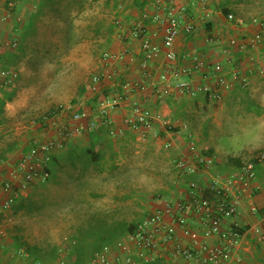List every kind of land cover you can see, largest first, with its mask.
<instances>
[{
	"label": "rangeland",
	"instance_id": "1",
	"mask_svg": "<svg viewBox=\"0 0 264 264\" xmlns=\"http://www.w3.org/2000/svg\"><path fill=\"white\" fill-rule=\"evenodd\" d=\"M239 1L241 5L235 15L245 21L252 17L264 18V0ZM159 4L164 13L169 0H160ZM139 9L132 0H85L82 4L71 3L61 19L47 16L39 22L34 41L23 50L31 52L13 65L1 62L10 69L19 66L20 71L14 69L18 73L14 97L26 98V105L13 115L10 110L4 114L6 122L0 125V155L9 143H14V148L7 153L6 159L11 155L16 159L17 151L22 154L29 149L32 138L53 139L50 137L53 132L59 137L58 125L65 119V115L63 118L58 116L60 106L72 98H79V103L84 104L88 94L83 92L89 88L91 77L101 64L103 52L111 51L113 44L123 38L125 42L128 40V35H125L126 39L123 37L122 30L132 28L133 19L140 14ZM95 30L99 32L95 34ZM228 33L231 32L224 33L219 39L229 40ZM46 47L53 52L41 55L40 48ZM250 55L247 53L244 57ZM253 56L252 62L264 64V47ZM251 75L245 87L237 86L231 97L218 101L182 98L177 103V100L162 97L138 102L162 117L161 122L158 120L154 124L171 119L162 125L176 129L172 131L174 134L171 137L158 134L171 142L169 149L161 147V140L153 138L151 133L126 131L123 135H110L106 125L92 132L93 137L82 134L67 138L64 148L55 153V172H51L50 180L35 187L15 205L19 212L16 209L10 213L12 220H17L13 233L26 237L24 241L21 238L16 255L33 257L27 254L26 247L37 248V255L44 264H56L57 255L53 251L64 245L74 251L80 236L90 230L99 231L105 226L113 229L120 222L126 225L140 223L160 199H176L185 188L186 177L181 176L173 164L178 157L186 156L183 151L189 141L194 142L202 155L215 158L214 163L205 168L206 176H224L238 170L264 149V124L259 118L263 112L259 105V108L255 107V100L259 98H244L249 91L253 93L255 88L264 86V71L255 69ZM93 101L91 107L96 110L98 104L95 99ZM51 116L60 119L55 123L46 122L45 119ZM43 127L46 129L41 134ZM72 141L80 145L79 150L86 146L100 149L99 162L87 170L80 184L73 178L64 182L65 175L70 172L61 171L67 158L65 147ZM6 159H0V162ZM97 192L100 197L92 196ZM115 233L111 241L123 236L120 230ZM75 261L74 254L67 256L68 264H75ZM87 263L86 259L83 264Z\"/></svg>",
	"mask_w": 264,
	"mask_h": 264
},
{
	"label": "built area",
	"instance_id": "2",
	"mask_svg": "<svg viewBox=\"0 0 264 264\" xmlns=\"http://www.w3.org/2000/svg\"><path fill=\"white\" fill-rule=\"evenodd\" d=\"M220 1V0H219ZM171 3L164 9V13L155 12L148 15L142 13L140 18L133 23L129 30L128 40L141 41L143 57L140 62V69L143 75H152V64L163 56L164 70L156 75L153 93L158 97H166L173 93L195 97L203 94L209 100L218 101L222 98L223 90L226 87L232 88L235 82L246 86V77L241 75V70L236 67L230 71L222 61H209L201 55L180 56L174 49L176 39L181 33L191 34L195 26L189 15L193 7V0H171ZM160 0H157V4ZM12 6L13 4L10 3ZM4 16L2 19H5ZM150 20L160 29L162 45L154 42L153 37L157 34L149 33L144 21ZM226 20L242 26L245 22L236 18L233 13H228ZM119 23V20L116 21ZM248 24L255 27V31L246 40L236 37L228 40L229 48H236L239 52L253 50L260 47L263 42L264 18L253 17ZM210 43H216L214 38L209 39ZM11 43V42H10ZM15 43H11L14 45ZM6 44L0 36V48ZM229 48L224 49L229 53ZM125 52L114 53L103 52L99 60L101 69L91 77V89L98 93L101 83L104 80L116 78V71L113 63L121 60ZM186 59V62L182 60ZM182 62V64L180 63ZM232 62L231 59L228 60ZM180 63V64H179ZM195 69H203L202 83H194L193 75ZM229 74V77H228ZM18 73L14 69L5 68L0 63V88L9 90L15 87ZM125 91H143L146 85L143 82L125 81L122 84ZM124 92H117L99 99L94 115L88 110H74L72 105L60 106L59 113L66 118L76 121L74 126L67 123H59L57 139H33L27 151L19 158L16 166L9 172L8 178L3 182L2 194L0 195V236L6 235L1 222L6 213L21 198L26 197L32 189L46 184L51 178L50 163L56 151L65 146V140L77 135H89L101 125L109 126V134L117 135L123 131L122 127L112 128L110 113L113 109L120 107L128 98ZM56 115V113H55ZM51 116L45 119L46 122L55 123L60 119ZM159 120L158 114L148 107L141 106L138 102H132L131 109L127 113L123 125L126 129L135 133H152V137L160 141L153 126ZM84 121V124L78 122ZM59 139V140H58ZM161 147L171 148L169 140L161 141ZM187 154L192 156V161L185 156L174 160V168L180 175H192L199 170L210 167L215 158L202 155L195 148L193 141L187 144ZM264 163V150L258 152L250 160L243 163L238 170L224 176H213L207 184H199L192 180L188 182V194L186 198L176 201L174 204L167 203L165 210H158L147 215L135 230L127 235V239H117L109 244H104L100 249L94 251L87 264H111L110 252L113 247L125 254V264L150 263L157 258V251L160 245L174 243V255L181 257L185 264H245L243 258L237 253L241 245L243 234L237 229H225L222 227L224 219L234 218L243 202L245 196L250 194L256 180V165ZM209 194L210 196L208 197ZM251 212L256 207L250 208ZM187 212H194L202 224V230H193L187 223ZM171 216V221H165V215ZM260 223L251 227V232L259 240L264 241V215ZM180 228L182 234L188 237L193 246L185 247L179 243L175 236L176 230ZM203 238L200 242L199 239ZM215 238L216 243L210 245L208 240ZM65 237L64 241L67 242ZM67 244V243H66ZM70 248L67 245L59 246L57 249L56 264H68L67 256ZM19 254L21 252H18ZM140 262V263H138ZM9 264H17L10 262ZM34 264H42L35 262ZM168 264V263H163Z\"/></svg>",
	"mask_w": 264,
	"mask_h": 264
},
{
	"label": "crops",
	"instance_id": "3",
	"mask_svg": "<svg viewBox=\"0 0 264 264\" xmlns=\"http://www.w3.org/2000/svg\"><path fill=\"white\" fill-rule=\"evenodd\" d=\"M39 1L40 0H0V36L6 44L4 47L0 48V55L12 53L15 54L16 56H19L20 57L19 60H20L21 58H24L25 54L31 52V51L26 52V50L25 51L23 50L24 48H27V46L32 44V42L34 41L33 36L39 30L40 19L37 21L35 25V30H31L32 25L30 21L32 16L38 10ZM155 1L156 0H140L142 4L141 6H137L138 8H140L138 12L140 14L146 12L148 15H152L155 12L162 13L163 8H161V5H158L157 1L156 2ZM170 1L171 0H169V3H171ZM238 1L239 0H233V1L193 0L194 5L192 7V10L189 12V15L193 21L195 29L191 34L181 33L175 41L174 49L180 56L183 55L185 56L187 54L191 56L201 55L207 58L209 61H217V60L222 61L226 68V71H230L238 67L241 70V75L246 77V82L248 84V78H249L248 76L249 75L252 76L251 74L255 69H257L261 73L264 71V64L262 62L254 63L251 61V59L255 58L253 55L258 52V49L264 47V33H263V42L260 45V47L253 50H246L245 52H239L236 48H230L229 53H226L224 49L228 47L227 45L229 41L228 39L227 41H223L222 39L221 40L219 39L220 37H223L221 35H224V33L231 32L232 34L234 33V35L228 33L229 40L233 37H236L237 39L240 40H246L255 31V27L248 24V21H245L241 17L235 15L236 10L241 5L240 1L239 2ZM10 3H12L13 5L11 6ZM228 13H233L236 16V18H241L245 22V24L242 26H238L234 22H229L228 20H226V16ZM140 14H137L138 16H136L133 19V21H135ZM4 16H6V18L2 19ZM147 24H148L149 33L151 34L154 32L157 33L153 37L154 42L159 45H162L160 29L157 28L153 23H151L149 19L147 20ZM225 27H227L226 28L227 31L224 29ZM130 28L129 27L123 28L122 30L123 37L129 34ZM210 38H214V40H217V42L210 43L209 42ZM10 41L11 43H15V44L11 45ZM113 45L114 46L111 52L126 53L121 60H117L113 63L112 68L115 69L116 71L117 74L116 78L113 80H104L101 83L100 86L101 90L98 93H94L91 89V86L89 85V88H87L86 89L87 91H85L86 93L83 92V94H88L86 95L88 98L85 99L84 104L82 103L81 105V103H79L78 101L80 100L79 98H72L71 100H69V103H67L66 105H72L74 110H88L94 115L95 110H92L91 106L92 104H94L93 100L94 98H96V96L97 98H101V97L110 96L112 94H115L116 92L122 93L124 91L122 90L121 86L125 81L128 80L132 82H143L146 85L145 90L140 92L135 90L125 91L124 92L125 97L128 98L127 101L124 104H122L120 107L113 109L110 113L111 116L110 127H114V128L122 127L123 131L120 134L123 135L126 131H130L126 129V127L123 125V122L127 113L131 109L132 102L136 101L139 103L141 102L145 103L147 98H162L156 96L153 93V89H154L156 75L164 70V58L162 55L159 56V58H157V60L152 64L151 72L154 74V76L151 75L150 77H147L142 74L140 69V62L143 57V52L141 50V41L139 39L129 40V41L126 40L125 42L123 38V40H120L116 45L115 44ZM16 46H18V49H15ZM19 47L21 49H19ZM234 49L236 51H234ZM52 52L53 51L47 47L44 49L40 48L39 51L41 55H49ZM247 53L251 55L249 57L247 56L244 57V54ZM242 57H244V60H241ZM26 59L27 61H29L28 56ZM229 59L232 60V62H229L230 64H228ZM182 62L183 63L186 62V59L183 58ZM182 62L180 63L182 64ZM17 68L18 71H20L18 65L14 67V69ZM100 69L101 66H98L97 70L93 73V75L99 72ZM202 72H204L203 69L194 70L193 78H191L193 79L194 83L203 82V80L201 79V76L203 75ZM237 86L245 87L241 85L239 82H235L232 88L226 87L223 90L222 98L231 97V94L234 91H236ZM15 87L9 90H15L16 89ZM253 91H254L253 93H250L249 91L248 96L245 94L244 98H259L258 101L255 100V107L256 108L260 107L259 108L260 112L261 111L263 112L259 118L262 121V124H264L263 122L264 86L257 87ZM166 98L177 100L178 103L182 100V98H207V97L204 96L203 94H199L195 97H189L183 94L173 93L171 95L166 96ZM25 102H26V98L13 97L11 101L6 103L5 113L10 110V113H12L13 115V112L23 107V105L24 106L26 105ZM257 105H259V107ZM8 113L9 112H7V114ZM61 117L63 118L64 114H62ZM160 119H162L161 116L159 118V121L161 122ZM168 120L169 122H171V119ZM63 122L67 123V125L69 126H74L76 124V121L70 120L66 118V116L65 119L60 122V124ZM160 122H157V124H154L153 126L154 130L156 131V134H159V136L161 134L164 137H171L174 134L172 131H176V129H173L170 125L168 126L162 125V123H169L168 121L163 120L162 123ZM79 123L84 124L85 122L79 121L78 124ZM103 127L104 126L101 125L96 130L103 129ZM105 127L108 128V132H109V126H105ZM45 129H46L45 127L42 128V130L40 131L41 134H44L43 132ZM96 130H94L93 132H95ZM159 130L162 132L158 133ZM131 133H135V132L131 131ZM52 134L53 135L50 137H54L53 139H57V135L55 134V132H53ZM91 134L92 133H90L88 137H93ZM33 139H38V138L34 137L32 138V140ZM32 140L30 141V145L32 143ZM160 140L163 141L165 139L160 138ZM262 146H264V142L262 143ZM78 147L80 148V145L79 144L77 145L76 142L73 141L70 143L68 147H65L64 151L66 153L67 158H65L66 161L64 160L65 165L63 164L64 167L62 168L63 170L61 169V171L64 172L65 174H68L70 172V174L65 175L66 178L64 182L69 181L68 178H73V181H75L77 184H80V182L82 183L83 175L87 172V170L92 168L94 164H96V162H90L85 166V162H83L82 160L79 161L77 157V152L79 150ZM86 148H89L92 152L100 154L99 152L100 149L97 148L94 149L92 146L90 147L86 146ZM22 154L21 152L19 153L17 151L16 159H14V156L11 155L8 157V159H6L5 162H0V195L2 194L3 182L8 178L9 172L16 166ZM183 154L186 155L185 157H187L189 161H192L193 158L192 156L187 154L186 149L183 151ZM55 155L56 154L53 155L50 163L51 172H55V167H53L55 166V161L57 157ZM205 172H206L205 170H199L197 173L192 175H181L183 177H186L187 180L184 182L185 188L181 189L183 191L179 193L176 199H170L169 201L165 200L164 198L160 199L158 205L154 206L153 210L149 214H152L158 210H165L167 203L174 204L176 201L186 198L188 194V188H187L188 182L195 180L199 184L202 185L207 184L213 176L210 175L206 176ZM100 195L101 194L97 192L96 194L93 193L92 196L100 197ZM207 195L209 197V194ZM21 199H19L12 206V208L6 213L4 220L1 222V225L6 232V235L0 236V264H9L10 262H15L17 264H34L35 262H40L44 264L41 261V259H35L34 257L31 256L29 257V255H26V258L16 255L15 250L19 248V242L21 238L24 241L26 237L19 236V233H13V230H16L17 228L15 226V224H17V220H12L10 213L13 211L16 212L17 208L15 209V205H17ZM252 206L256 207V211L254 213L251 212L250 210ZM17 211L19 212L20 210L17 209ZM185 215L187 217L188 225L193 230H197V231L202 230L203 226L200 222V219L196 214H194V212H187ZM262 215H264V163L263 164L259 163L256 165V180L253 184V188L251 189L250 194H248V196H245V198L243 199V202L239 208L237 215L231 219H224L222 222L223 228L237 229L243 234V240L241 242V245L239 246V248H237L236 251L243 258L245 264H264V241L259 240L257 236H255L251 232V227L253 225L260 223L261 221L260 219ZM165 221L166 222L171 221V216L169 214L165 215ZM128 234L129 233L125 232L123 233V236L120 237L126 240ZM175 238L179 243H181V245L185 247L193 246L192 241L188 237L182 234L180 228H177ZM199 241L202 242L203 238H200ZM216 242L217 241L215 238H210L208 240V243L210 245H214ZM26 248L27 251L29 252L27 254H31L30 248L28 246ZM57 249H56V255H57ZM173 251H174L173 242H170L165 245L162 244L159 246L157 251V258L153 262L141 263V264H163V263L185 264L184 260L181 257L174 255ZM72 254L74 253L73 251L70 250L68 255L71 256ZM109 255H110L111 264H125L124 262L125 254L121 252L119 249L113 247ZM89 258H87V261L89 260Z\"/></svg>",
	"mask_w": 264,
	"mask_h": 264
},
{
	"label": "trees",
	"instance_id": "4",
	"mask_svg": "<svg viewBox=\"0 0 264 264\" xmlns=\"http://www.w3.org/2000/svg\"><path fill=\"white\" fill-rule=\"evenodd\" d=\"M85 0H40L38 4V10L37 12L32 16L31 18V25L32 29L35 30V25L37 21L40 19L42 21L45 19L48 15L52 17L53 19H61L62 16L65 14L66 10L70 7L71 3H77L82 4ZM90 1H96V0H90ZM133 4L136 6H141L140 0H132ZM192 9H190L191 11ZM141 15L136 19L138 20ZM135 20V21H136ZM146 21H144V25L146 26ZM32 32V31H31ZM99 32L98 30H95V34ZM26 33V32H25ZM21 49V48H20ZM19 56H16L12 53L7 54H1L0 55V63L1 62H8L9 65H13L16 63L17 59H19ZM3 67L8 68V65H3ZM84 90L82 89L81 92ZM0 125L4 124L6 122V118L4 116L5 114V105L7 102L11 101L15 95V90H5L3 88H0ZM99 96V95H98ZM102 98V97H101ZM96 103L98 104L100 98H94ZM52 113V112H51ZM14 148V143H9L5 152L0 155V159H6L7 153L10 152ZM77 157L79 161L85 162V166L89 164L90 162H97L100 159V154L92 152L89 148L80 149L77 152ZM88 159V160H87ZM210 196V195H209ZM138 226L137 223L132 224H123L122 222L118 223L112 228H109L107 226L103 227L99 231L90 230L87 232L88 234H82L80 236V239H78V245L74 248V255L76 257L75 264H83L87 258L96 250L100 249L104 244L112 243L111 236L114 235V233L117 230H120L121 233H131L135 230V228ZM116 234V233H115ZM31 255L35 259H41L39 255H37V248H30ZM56 253L54 250L53 253ZM52 253V254H53Z\"/></svg>",
	"mask_w": 264,
	"mask_h": 264
}]
</instances>
